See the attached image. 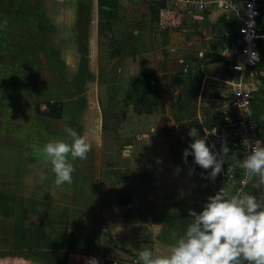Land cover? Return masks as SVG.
Masks as SVG:
<instances>
[{"label":"rangeland","instance_id":"rangeland-1","mask_svg":"<svg viewBox=\"0 0 264 264\" xmlns=\"http://www.w3.org/2000/svg\"><path fill=\"white\" fill-rule=\"evenodd\" d=\"M119 1V11H115L117 20L112 25L107 22L99 27L100 43L95 61L87 56L86 44L92 0H0L3 52L0 55L3 61L0 65V264L66 263L71 253L64 257L51 249L52 240L56 242L57 238H46L45 234L71 228V223L60 218L66 217L61 213L64 208L75 209L76 198L83 199L84 192L76 190L77 184L96 183L110 174L114 180L120 177L116 172L97 176L91 171L92 165L137 171L136 167L145 160L150 161L147 164L157 168L159 179L154 182L162 188V200L175 196L166 202L165 212L170 211L167 214L175 217L169 222H179L178 216L186 214L185 209L177 207H200L217 193L213 180L206 178V170L199 169L194 157L191 160L189 156L187 163L184 162L183 151L193 142L188 135L191 128L198 129V123L215 122L210 111L214 103L211 96L216 91L227 93L224 65L207 62L203 56L201 61L195 57L194 53L202 47V36L198 35L194 38V56L190 60L182 54L175 57H181L180 61L162 58L161 67L158 65L161 72L153 76L154 84L145 93H125L129 85L135 89V82L125 78L123 72L114 73L110 69L122 70V63L112 58L121 49L120 44L128 43L126 39L133 36L132 26L138 29L134 37L140 40L141 49L147 48L145 42L150 39L155 42V38H170L173 34L179 38L184 34L178 27L171 31L158 30L150 17L144 22L136 21L135 0ZM168 2L172 9L179 11L181 2ZM129 9L133 11L130 21ZM158 43L154 48L158 49ZM185 63L188 66L195 63L191 68L196 67L202 75L199 85L207 92L198 90L196 95L192 92L194 86L189 84L192 73L176 72L172 77L163 74V71L170 72V67L179 71ZM204 74L208 76L205 82ZM142 82L146 84L147 79ZM46 103L59 105V119L43 116ZM66 126L84 135L92 149L87 159L72 161L76 169L73 183L57 187L51 165L45 166L35 147L42 148L52 138L69 139L64 131ZM125 148L129 149L127 155ZM153 151L155 157L144 159ZM41 174L47 177L43 182ZM130 176L128 179L134 183L139 181L138 174ZM71 187L75 197L67 201L71 191L67 188ZM109 189L112 190H103L111 195L122 192ZM100 219L99 216L97 248L74 254L97 251L104 255L101 250H105L104 243L108 241ZM156 231L158 237L167 239L164 226H158Z\"/></svg>","mask_w":264,"mask_h":264},{"label":"crops","instance_id":"crops-1","mask_svg":"<svg viewBox=\"0 0 264 264\" xmlns=\"http://www.w3.org/2000/svg\"><path fill=\"white\" fill-rule=\"evenodd\" d=\"M168 1L169 0H135V6L137 7L136 21L144 22L147 20V17H150L152 23L158 30L171 31L172 29L175 30L178 27L181 29L179 31L184 35L179 38H174V34L170 38L169 36L168 38H155V42L153 41L154 39H150V42H145V44H147L145 45L147 48L141 49L139 47L140 40L134 37V35L138 33V29H133L136 26L133 25V36L126 39L128 43L120 44L121 49L118 54L112 58V61H120L122 63V70L116 68L113 70L110 69V71H113L114 73L123 72V76H125V78L131 80L130 82H135L133 83L135 89L132 90L128 83L129 86L125 93H134L138 95L140 93H145L144 90L154 84L152 80L153 76L161 72L160 67L162 64V58L166 57L169 60L172 58V60L176 59V61H180L182 60L180 59L181 57H175L182 54L183 58L188 57L186 60H190L191 57L194 56V38L201 35L202 39L200 44L202 47L199 51L194 53L195 57L198 58L199 61L202 60L201 58L203 56V59L207 62L222 63L224 65V72L227 78V81L225 80V82L228 86V90L227 93H218L216 91L214 95L211 96V98L214 99V103L210 107V111L215 122L208 125L198 123L197 130L200 132V136L202 134V130L216 129V134H219L221 118L218 114L214 113L213 109L218 103L225 101L230 97L231 88L229 83L234 75L229 70V65L232 63L231 60H233L232 53L237 47L238 21L234 15L226 16L214 7L211 10L201 12L192 11L188 14L185 6L182 5L183 3L179 7L178 11L172 9V6ZM121 2H124V0H121ZM92 3V14L88 27L89 32L86 44L88 46L87 56L90 60L93 58V60L96 61L99 49L98 45L100 43L99 27L104 23L107 24V22L112 25L114 21L117 20L115 17V11H119L120 7H118L117 4L120 3V1L92 0ZM150 6L153 7L154 10L156 9V12L151 14L149 12ZM260 10L264 11L263 1L260 2ZM241 15L242 14H239V16ZM132 16L133 11L132 9H129L128 21L131 20ZM161 23H164L165 26L161 25ZM73 25L75 26V22H73ZM126 26L131 25L129 24ZM257 29L261 30L260 32L264 30V15L259 17ZM170 33L171 32H168V35H170ZM156 40L159 41V50L154 48L157 43ZM214 41L219 42L220 45ZM134 46H138L137 50L134 49ZM189 48L190 50H188ZM225 49L228 51V55ZM203 50L204 53L202 52ZM258 55L259 64L256 71L257 83L255 86L256 90L252 93L251 107L256 119L264 125V40L259 41ZM195 62H198V60L196 59ZM158 65H160V67ZM184 65L187 64H182L179 71L172 70L170 67L168 68L170 72L163 71V74L168 77H172V75H175L176 72H179L180 75L192 73L194 75L191 77V81L189 82V84L192 83L194 86L192 92H194L195 95L198 93V90L200 93L207 92L206 89H203V87L199 85L202 75L198 74L196 67L191 68V66H195V63L189 64V70L187 72H182ZM203 76L205 82V79H207L208 76L207 74H204ZM145 78L147 79L146 84L145 82H142V79ZM112 92L114 93L115 90L113 91L112 89ZM107 119L110 122V117ZM262 144H264V136L262 137ZM153 153L154 151L152 153L148 152L144 159H148L150 156H152V158L155 157V154ZM192 157L193 156H190L191 160ZM147 162L150 161L147 160ZM147 162L145 160L142 164H140V166L136 167L137 171H135V169H113L106 166L92 165L91 171L97 176L101 173L110 174L111 172H116L120 175V177L114 180L115 178L113 179L110 174L108 178L105 177L102 181L98 179L96 183H90L82 186L77 184L76 190L81 189L82 192H84V195L82 196L83 199L76 198L78 202L75 205V209L67 210L64 208L65 210H62L61 213L65 214L66 217L60 218L63 222L66 220L71 223V228L67 227V230L63 232L57 230V233L52 232L51 234H45L46 238H57L56 242H53L52 240V243L50 244L52 247L51 249L56 250L57 253H60L61 255L63 254V256L66 257L68 253H84L97 248V219L100 216V221H103L104 223L103 230L108 241V243H106V241L104 243L105 250H101L107 258L103 264H137V261L139 260L138 251L145 247L152 249L156 254L166 253L168 246L170 245L169 243H174L171 234L175 232L177 236L183 235L187 225L190 223L189 211L192 210L199 213L203 210V205L207 202V200L202 202L201 205H198L200 207H177L178 210L185 209L186 214L178 216L180 217L178 219L179 222H169L170 219L175 217L167 214V212L169 213L170 211L165 212L167 209L166 202L169 199H173L174 195L166 198L164 197L162 200V188H160L159 183L156 181L154 182V180L159 179L157 168L156 166L147 164ZM199 169L201 170L202 168ZM122 173H124L125 176H123ZM131 174H138L139 181L134 183L132 179H128V176ZM206 174H209V170L206 171ZM218 185H221V187ZM109 188L122 192H115L112 195L111 193L109 194L104 192L103 189L110 192L112 189ZM213 188L216 192H219L221 188H224L226 191L233 193L228 184L219 181H213ZM67 189L71 190L70 194H67V201H71L72 198L75 197L72 195L74 187ZM91 190L96 191L90 193L89 191ZM243 191L250 194H257L256 189L253 187V181H251ZM121 194L129 195V207L131 213L127 219L122 217L120 207L116 202V197ZM163 201L165 202L163 203ZM186 202L190 204L189 200ZM158 226H164L165 231L167 230L168 234H165V238L167 239L158 237L159 233L156 231Z\"/></svg>","mask_w":264,"mask_h":264},{"label":"clouds","instance_id":"clouds-1","mask_svg":"<svg viewBox=\"0 0 264 264\" xmlns=\"http://www.w3.org/2000/svg\"><path fill=\"white\" fill-rule=\"evenodd\" d=\"M6 25L7 21L4 22ZM258 59V54L252 52L251 61ZM242 67L237 65V70ZM64 131L69 139L52 138L42 148L35 147L45 166L51 165L57 187L73 183L76 169L72 161L87 159L92 149L84 135L68 126ZM215 134L216 129H213L210 135ZM188 135L193 142L183 151L184 162L193 156L196 165L206 171L211 170L206 178L214 181L229 157L227 141L221 142L217 152L215 144L207 143L209 134L201 137L193 127ZM244 143L249 145V154L243 160H237L235 153L231 158L246 178L253 181L257 194L243 190L230 193L221 188L214 196L208 197L202 211H189L190 223L183 235L171 234L174 243L168 246L166 253L156 254L145 247L138 251L137 264H264V144L259 140L254 144L247 140ZM128 151L125 148L124 154L127 155ZM232 170L228 167L227 172ZM193 172L194 169L189 174ZM46 179L45 175H40L41 182ZM89 264H99V261L92 258Z\"/></svg>","mask_w":264,"mask_h":264},{"label":"built area","instance_id":"built-area-1","mask_svg":"<svg viewBox=\"0 0 264 264\" xmlns=\"http://www.w3.org/2000/svg\"><path fill=\"white\" fill-rule=\"evenodd\" d=\"M183 3L186 12L207 11L214 8L220 10L226 16H235L238 21V39L236 50L232 53L233 60L229 65V70L234 77L229 86L231 88L230 97L218 103L213 111L221 118L220 133L210 135L212 130H202L201 137L209 134L207 143L215 144V151L219 152L221 142L231 140L229 144V157L223 165V171L217 175L214 181H219L229 185L231 191L244 190L250 184L242 169L236 161L231 158L232 154H237V160L249 154L247 140L254 144L259 140L262 144L261 136L264 134V127L256 119L251 107L252 93L256 90V71L259 64L258 60L251 61V53L258 54L259 41L264 40V30L258 32V20L260 14V2L264 0H174ZM239 14H242L239 16ZM162 21V20H160ZM164 25V23H161ZM259 56V55H258ZM237 65H242L241 70H237ZM188 65H184L182 72H187ZM228 167L233 170L227 172ZM211 171V170H210ZM209 171V172H210ZM92 258H96L99 264H103L107 259L100 252L87 254H74L68 256L65 264H89Z\"/></svg>","mask_w":264,"mask_h":264},{"label":"trees","instance_id":"trees-1","mask_svg":"<svg viewBox=\"0 0 264 264\" xmlns=\"http://www.w3.org/2000/svg\"><path fill=\"white\" fill-rule=\"evenodd\" d=\"M149 12L152 14L154 12H156V9L154 10L153 7H149ZM261 15H264V11L263 10H260V14H259V17ZM16 17V16H15ZM19 19H23L22 16H20ZM258 30V29H257ZM261 30H258V32H260ZM2 50L0 48V55L2 54ZM117 55V53H116ZM114 55V56H116ZM1 61V60H0ZM2 62V63H1ZM0 62V65H3V61ZM8 110V109H7ZM60 111V107L58 104L56 103H46L45 106H44V109H43V116H46L48 118H53V119H59L60 118V115H59V112ZM260 122V121H259ZM261 123V122H260ZM262 126L264 127L263 123H262ZM200 134V132H199ZM264 136V134L261 136V138ZM227 146H229V144L232 142L231 140L227 139ZM116 202H117V205L120 207V211H121V215L124 219H127L129 218L130 216V213H131V210H130V200H129V195L127 194H121V195H118L116 197Z\"/></svg>","mask_w":264,"mask_h":264}]
</instances>
